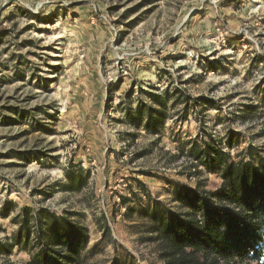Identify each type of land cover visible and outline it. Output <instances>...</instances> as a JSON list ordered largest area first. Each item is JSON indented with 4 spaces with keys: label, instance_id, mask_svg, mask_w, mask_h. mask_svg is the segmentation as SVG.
Here are the masks:
<instances>
[{
    "label": "rangeland",
    "instance_id": "374dc122",
    "mask_svg": "<svg viewBox=\"0 0 264 264\" xmlns=\"http://www.w3.org/2000/svg\"><path fill=\"white\" fill-rule=\"evenodd\" d=\"M212 148L262 167L264 0H0V264H164Z\"/></svg>",
    "mask_w": 264,
    "mask_h": 264
},
{
    "label": "trees",
    "instance_id": "16d2710c",
    "mask_svg": "<svg viewBox=\"0 0 264 264\" xmlns=\"http://www.w3.org/2000/svg\"><path fill=\"white\" fill-rule=\"evenodd\" d=\"M202 155L197 160L218 173L224 184L209 201L203 192L191 188L179 198L185 212L171 214L155 230L161 260L164 264H264V159L257 168L219 148L204 149ZM198 169L193 165L200 175ZM180 173L188 179L195 175L189 168ZM122 201L124 205L130 202L128 198ZM61 231L62 236L59 230L54 234V243H65L62 237L69 240ZM65 246L63 257L68 263L64 264H72L78 256L77 245Z\"/></svg>",
    "mask_w": 264,
    "mask_h": 264
}]
</instances>
